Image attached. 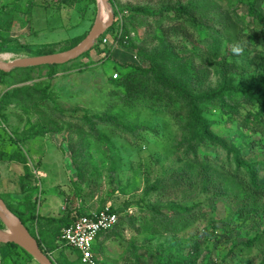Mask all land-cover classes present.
I'll return each mask as SVG.
<instances>
[{"label": "rangeland", "instance_id": "374dc122", "mask_svg": "<svg viewBox=\"0 0 264 264\" xmlns=\"http://www.w3.org/2000/svg\"><path fill=\"white\" fill-rule=\"evenodd\" d=\"M32 1L28 10V0H0V9L6 5L0 29L10 21L8 32L3 33L10 38L7 46L18 42L28 47L17 53L0 50V60L67 51L72 39L87 35L99 16L96 0L93 5L83 1L79 6L54 8H44L53 3L50 0ZM192 1L208 28L190 27V37L171 38L178 46L179 62L158 35L156 41L144 34L156 33L154 22L159 17L166 22L163 15L146 14L162 13L161 2L109 0L117 20L104 51L94 46L52 70L44 66L15 69L7 73V85L0 84V141L5 140L0 148L7 150L17 142L29 165L27 173L22 164L0 163V197L22 208L23 198L29 196L39 217L31 228L54 264H82L77 250L60 239L56 243L61 220L106 207L123 220L110 238L99 239V249L92 252L95 264L152 263L163 256L161 249L177 251L186 260L193 256L195 245L200 249L199 263L264 264V198L256 202L233 175L237 169L233 155L219 145L198 149L199 157L218 159L207 167L230 195L229 200L213 199L211 187L199 183L200 164L193 167L186 159L188 151L182 143L189 134L183 117L176 120L145 104L125 105L123 88L112 82L113 74L121 77L132 66L146 68L155 60L189 84L188 90L196 87L195 67L206 73L203 88L218 90L227 82L247 84L263 98L264 0H255L262 19L250 16L248 5L240 0ZM126 15L132 16L131 22ZM142 43L158 56L140 59L133 47ZM208 48L212 56L204 58L200 53ZM223 60L235 62L239 71L222 77L214 61ZM4 93L10 100H3ZM223 100L248 119L256 112L245 95L225 92ZM219 102L215 98L201 104L204 118L216 136L235 144L240 157L258 170L259 183L264 185V129L242 128L236 118L222 113ZM33 166L36 181L28 175ZM179 169L190 171L196 183L178 179L176 174L174 182L163 181ZM20 176H24L26 195H20Z\"/></svg>", "mask_w": 264, "mask_h": 264}, {"label": "trees", "instance_id": "16d2710c", "mask_svg": "<svg viewBox=\"0 0 264 264\" xmlns=\"http://www.w3.org/2000/svg\"><path fill=\"white\" fill-rule=\"evenodd\" d=\"M18 2H21L22 0H17ZM83 1H85L86 5H93L94 0H50L49 2H53L50 4L46 3L44 8H54V7H63V6H71L76 5L79 6ZM158 2H161L162 6V13L159 11L157 13H150L146 12L148 16L152 17H158V15H163L166 22L162 20V18H158L154 22L156 33L151 35L150 33H147L146 31L144 34H148L151 39L157 41V35L158 37L163 41L166 42L168 48L166 51L169 52V55H173L176 60L179 62V55H178V46L174 42V38L177 39V37H190V33L188 32V29L190 27L194 29H204V27L208 28L207 24L203 22L200 17H198L197 8H195V3L192 0H188L186 3H182L178 0H157ZM242 3H245L248 5V13L250 16L254 18L262 19V16L255 8V0H240ZM34 2L32 0H28L26 7L31 9L33 7ZM49 6V7H48ZM6 5H2L0 12V18L3 16L4 11L6 10ZM115 16V21L117 20ZM132 16H127L125 19L128 20V23L131 22ZM115 24V23H114ZM113 24V26H114ZM127 24V23H126ZM112 26V27H113ZM10 27V21H7L5 24V29H0V50L1 51H7L11 50L14 52H18L20 50H23L24 47L27 49L28 47L26 45H19L18 42H16L15 39H13L17 44H14L15 46L8 47L7 45L10 43V38L8 36H3V33L8 32L7 30ZM111 27V28H112ZM154 29V27H148ZM108 29L102 36L109 35ZM158 31V32H157ZM86 34L73 38L69 47L66 49H70L74 46H76L79 42H81L85 38ZM174 37L173 39H171ZM144 43H149L147 41H143ZM95 47L100 51H104V48L101 47V40L95 45ZM136 49L138 53V57L140 59H144L147 61L148 56H158V52H153V50L148 49V47L145 44H141L140 46L133 47ZM106 49V48H105ZM107 49L108 46H107ZM210 49L208 50L204 49L202 53H200L201 56H204V58H211L212 53H210ZM167 52V53H168ZM54 52L51 51H40L39 55H45V54H52ZM182 60V58H180ZM153 60L151 66L146 68H141L140 66H132L131 70L126 71L121 77L119 76L117 79L113 80L112 82L115 86H121L123 88V104L125 105H136V104H145L147 107L149 106L152 110L157 109L160 111H166L169 113L173 118L176 117V120L180 118V116L183 117L184 125L183 128L188 132L189 136L183 141L182 145L185 146L187 149V156L186 159L188 160V164H190L193 167H197V163L200 164V173H199V183L202 187H205V185L211 187V191H213L212 198H223V199H230V195L228 194V191L223 187V185L218 182L217 179H215L213 173L208 169V164L215 163L218 159L217 158H211L208 155H204L203 157H199L198 155V149L201 148V146L204 145H219L222 147L228 155H233L234 163L237 166V169L234 170L233 175H235L238 179L241 185H244L246 187V191L250 193L251 197L255 198L256 202H259L262 198H264V185L259 183L258 180V170H256L252 165L248 164L244 159L240 157V152L236 148L235 144L227 141L226 139H222V137L216 136L210 129L211 122L204 118L203 116V109L201 108V104L204 102L211 101L215 98H218L220 100V107L221 111L225 115H231V117L236 118L242 128H248L253 127L259 129H264L263 122H264V93L263 98H260L258 95L254 94V91L249 88V85L247 84H233L231 82H227L222 87H220L218 90H213L209 87L203 88V83L205 82L207 76L206 73L203 70L196 69L194 67V71L192 72V79L194 81L193 85L196 87H193V90L197 91L198 94H195L193 90H188L189 84L184 82L183 80H179L176 78L173 74H171L167 69H165L161 64H156ZM215 67H217V70L223 75L222 77L226 76L228 78L232 77L233 73H237L239 71V66L235 62H228L226 60L215 62ZM48 68L49 70H52L56 67V65L53 66H44ZM32 68L27 69H20L19 71L23 70H29ZM7 73L0 71V84L7 85L5 82V77L7 76ZM225 78V77H224ZM229 92L233 95L242 94L247 97L246 102L248 104H251L255 106L256 112L254 115H250L251 118L243 117L240 113L239 108L236 106H232L230 102H226L223 100V93ZM7 93H9L7 91ZM6 95V97L3 100H10L8 97V94L4 93L3 96ZM2 96V97H3ZM9 140V137H7ZM11 141V140H10ZM2 145L5 143L4 141H0ZM11 143V142H9ZM17 142L11 143V147L7 150L0 149V163L7 164V163H18L22 164L23 169L25 172L28 173V164L26 161V155L23 151L16 145ZM192 154V157H191ZM34 167V168H33ZM32 169L30 168V172L32 174H28L29 176H34V181H36L35 175L32 170H36V167L33 166ZM241 171H244V175L247 176L248 183L246 180H244L241 176ZM175 174L177 175L176 178L178 179H184L190 181L189 183L194 184L196 181L193 179L195 178L192 176L191 172L186 169H179L169 175L166 176V179L163 180L164 182H174L172 181V178L175 177ZM24 177V176H23ZM23 177H19V187H20V195L23 193V195H26L23 188ZM206 188V189H207ZM28 195V194H27ZM23 202L21 204V207H15L11 204H7V207L22 221L24 226L28 229L30 234L34 236L37 239V242L39 244L40 249L49 256V252L46 248L43 247L41 244V241L37 236L38 234H35L32 230L31 226H33L34 222L38 220V216L34 213V204L32 201H30L29 196L27 198H23ZM249 203V201H248ZM248 203L245 204V208H247ZM102 210V209H101ZM111 212H116V210L110 209ZM100 211V210H98ZM90 212H87L85 214H79L74 216L73 218H65L62 219L61 223V230L55 234L56 237V243L59 239V236L61 234V231L68 227L75 219L79 216L88 215ZM119 215V214H118ZM177 224V216H175ZM123 220L122 217L118 218V223L116 227L108 232H104L103 234L99 235V238L97 240V246L93 248V252L97 251L99 249V239L102 238V242L110 238L113 234H115V229L120 225V222ZM170 221L168 220L166 223L170 225ZM175 221V220H174ZM164 222V221H163ZM38 224V222H37ZM11 248H17L15 244H8ZM162 255L157 261L152 262L153 264H197L200 257V249L198 245L194 246V253L193 256L189 259H183L181 255H179V252H167L163 249H161ZM78 255L79 252H77ZM62 255V254H61ZM61 255L59 258H61ZM25 256L28 259H32L29 255L25 254ZM64 257V256H63ZM62 260V259H61ZM205 264V263H204ZM207 264V263H206Z\"/></svg>", "mask_w": 264, "mask_h": 264}, {"label": "water", "instance_id": "95a60500", "mask_svg": "<svg viewBox=\"0 0 264 264\" xmlns=\"http://www.w3.org/2000/svg\"><path fill=\"white\" fill-rule=\"evenodd\" d=\"M100 12L106 13L103 24L99 23V16L85 38L71 49L52 54L38 55L32 57L16 58L8 61L0 60V71L9 73L15 69L40 67L48 65H61L73 61L91 50L99 38L110 29L115 21L113 8L109 0H96ZM0 243L15 244L26 252L37 264H54L51 258L39 247L37 239L30 234L22 221L7 207L0 197Z\"/></svg>", "mask_w": 264, "mask_h": 264}, {"label": "built area", "instance_id": "2783aa9c", "mask_svg": "<svg viewBox=\"0 0 264 264\" xmlns=\"http://www.w3.org/2000/svg\"><path fill=\"white\" fill-rule=\"evenodd\" d=\"M109 36H101V47L109 44ZM97 42V43H98ZM118 74H113L116 79ZM119 215L111 212L109 207L100 211H92L88 215L79 216L68 227H65L59 236V239L65 246L74 248L80 254L82 264H95L93 261V242L102 232L113 230L118 223ZM140 264H153L151 262H143ZM204 264V263H197Z\"/></svg>", "mask_w": 264, "mask_h": 264}, {"label": "crops", "instance_id": "0c3cea01", "mask_svg": "<svg viewBox=\"0 0 264 264\" xmlns=\"http://www.w3.org/2000/svg\"><path fill=\"white\" fill-rule=\"evenodd\" d=\"M0 145L2 146L1 142ZM25 253L19 247L11 248L8 244L0 243V264H37L33 259H28Z\"/></svg>", "mask_w": 264, "mask_h": 264}, {"label": "bare ground", "instance_id": "6f19581e", "mask_svg": "<svg viewBox=\"0 0 264 264\" xmlns=\"http://www.w3.org/2000/svg\"><path fill=\"white\" fill-rule=\"evenodd\" d=\"M105 19H106V13L104 11H101L100 16H99V23L103 24L105 22Z\"/></svg>", "mask_w": 264, "mask_h": 264}]
</instances>
